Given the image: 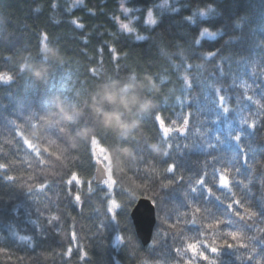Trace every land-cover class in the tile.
Here are the masks:
<instances>
[{
  "label": "trees",
  "instance_id": "obj_1",
  "mask_svg": "<svg viewBox=\"0 0 264 264\" xmlns=\"http://www.w3.org/2000/svg\"><path fill=\"white\" fill-rule=\"evenodd\" d=\"M157 4L132 0L129 7L154 9L157 23L145 26V12H137L141 20L128 33L120 28L119 0H0V264H264V222L248 219L236 205L245 220L225 216L214 198L208 205L191 193L201 172L215 169L217 183L222 173L233 182L243 179L249 187L235 184L236 198L264 212V0ZM202 27L219 35L193 45ZM45 45L59 50V61L41 51ZM109 87L156 102L149 114L134 108L126 115L142 121L126 138L106 129L94 112L95 97ZM218 95L230 97L229 113ZM72 106L80 115L69 122L60 108ZM152 142L172 147L162 156L149 150ZM209 142L217 147L208 150ZM97 150L108 157L103 165L111 187L95 185ZM171 164L176 168L168 172ZM141 198L157 211L147 247L131 219ZM229 219L235 227L225 226ZM229 231L238 238L225 236Z\"/></svg>",
  "mask_w": 264,
  "mask_h": 264
},
{
  "label": "snow or ice",
  "instance_id": "obj_2",
  "mask_svg": "<svg viewBox=\"0 0 264 264\" xmlns=\"http://www.w3.org/2000/svg\"><path fill=\"white\" fill-rule=\"evenodd\" d=\"M82 2H83V0H76V3H82ZM119 3H120V8H121L122 12L126 16L130 17L129 23L120 22V28L122 30H124L128 33H133L135 31V29L133 27H131L130 25L133 22H139L141 20L140 16L135 15V13L141 12V11L146 13V15L143 18V23L145 26L154 27L156 25L157 20L154 19L153 9H138L135 6L129 7L128 5H130L132 3V0H119ZM162 3H163V5H168L169 0H162ZM53 7L55 8L56 5L53 4ZM74 7H75V4H71L65 10L70 14L73 11ZM157 7H158V5H154V8H157ZM36 11H39V8H37ZM201 14L202 15L204 14L203 11L201 12ZM186 19L191 23H195V20L192 16H188V17H186ZM70 23L74 24L78 28H83V24H80L75 19L71 20ZM218 35H219V31H213L209 27H202L198 36L193 39V45H200L202 40L205 38L214 40ZM44 39L45 40L47 39L46 35L44 36ZM136 39L137 40H143V39H145V37L137 35ZM217 54H218V52H212V53H210V57L217 55ZM220 72H221V74H224V69H223L222 64L220 65ZM11 79H12L11 76L7 77L8 82H10ZM188 87H191V84H188ZM256 87L260 88L261 85L256 84ZM220 91H221V89H217L218 93ZM245 98L248 101H252V99H253L252 96H247V95L245 96ZM229 99H230V97H226L225 95H218L219 106L222 108V111L224 113H229V108L225 106L229 102ZM237 102H239V101H237ZM256 103L259 104V101H256ZM157 120H159V117H157ZM243 123L247 124L248 122L245 120V121H243ZM184 124L185 125L188 124L187 119L184 120ZM256 126L257 125L255 124V122H253L251 125V127L253 129H255ZM261 126H264V125H261ZM164 135L167 136V130H165ZM228 136H229V138L233 139L237 143H240L242 141V135L240 133L233 135V133L231 131H229ZM215 140L219 141L220 143H223V141L220 140L219 135H217L215 137ZM29 147H32V146L29 145ZM167 147L171 148L172 145L168 144ZM176 147H177V149H179L180 146L177 145ZM184 147L187 148L188 145H184ZM206 147L208 150H211V149L217 147V145L215 143L209 142V143H207ZM167 155H168V153H167ZM212 159L217 160V157H212ZM241 159L244 161L245 164H247L248 149L246 148V146L241 147ZM233 160H235V157H233ZM0 167H2V166H0ZM175 168H176V165L171 164L167 168V171L173 172L175 170ZM235 171L237 173H240L241 169L239 167H236ZM0 179H2V178H0ZM11 179L12 178L9 177L10 181H11ZM104 182L107 183V181H104ZM69 183H71V181H69ZM235 184H240L244 188L249 187L247 184H245L243 179H240V180L233 182V181H230L228 176L223 174V173L219 175V182L217 183V175H216L215 169L211 173H209L207 171H202L200 176L195 181L196 186L191 188V193L198 199L202 198L203 202L208 204V205H211L212 198H214L216 202L220 203L223 206L222 210H221V214H223L225 216L231 215L233 217H239L241 221L245 220V216H242L241 212L239 210H233V205H236L237 209L244 208L245 213L248 214L247 215L248 219L258 217L261 222H264V212L252 211L251 206L245 208L244 202L241 199L236 198V192L233 191ZM213 188H216L217 191H219L220 189H225L227 191V193L230 195H226L222 199V197L217 194V191H213ZM75 199H76V201H79L80 196L76 195ZM16 211L18 212V210H16ZM109 211H111V209H109ZM196 211L199 212L200 208H196ZM205 211L210 212V208H205ZM220 223H222V221L217 220V224H220ZM223 223L225 224L226 227H229V226L235 227V224H234L232 219L223 221ZM101 226L103 227V225H101ZM225 236H229L232 238V240H236L238 238V233L234 232V231H229V232L225 233ZM22 238L31 239L30 237H22ZM118 239H120V238L118 237ZM224 244L230 249L234 247L233 244L228 243L227 239L224 240ZM262 244H264V242H262ZM189 248H191L193 252L196 251L194 245H189ZM175 251L177 253L181 252L180 249H176ZM217 251H218V249L216 247H211V252L216 253ZM261 251H264V247H262ZM199 256L202 257L204 260L209 259V257L207 255H205L203 251L199 252ZM249 259L251 260V259H253V257H249ZM211 264H215V262L213 261V262H211Z\"/></svg>",
  "mask_w": 264,
  "mask_h": 264
},
{
  "label": "clouds",
  "instance_id": "obj_3",
  "mask_svg": "<svg viewBox=\"0 0 264 264\" xmlns=\"http://www.w3.org/2000/svg\"><path fill=\"white\" fill-rule=\"evenodd\" d=\"M41 51L56 61H59L62 55L57 48L47 45H45ZM21 70H25L24 65H21ZM35 75L40 76L41 72L36 71ZM151 86L154 89L158 88L155 81L151 82ZM121 91H127V86L121 89ZM106 105L110 107H106ZM155 106L156 102L152 97L143 98L139 95L127 97L109 87L107 91L101 89L98 92L94 100L93 109L96 116L99 117L106 129L112 130L113 132L126 138L128 134L132 133L134 129L140 127L142 123L139 118L126 119V115L131 116L134 108L140 115L149 114ZM60 111L65 120L69 122L72 121L74 117L80 115V112L75 108V106H72L71 108H60ZM84 131L86 130L82 129L79 134H82ZM148 148L155 154L167 156V147L162 145L160 142H152L148 145ZM129 150L134 152V150Z\"/></svg>",
  "mask_w": 264,
  "mask_h": 264
},
{
  "label": "water",
  "instance_id": "obj_4",
  "mask_svg": "<svg viewBox=\"0 0 264 264\" xmlns=\"http://www.w3.org/2000/svg\"><path fill=\"white\" fill-rule=\"evenodd\" d=\"M108 176L105 166L102 163L98 164L95 172V185L102 186ZM131 219L137 238L144 247L149 246L157 225V211L153 201L148 198L139 199L131 212Z\"/></svg>",
  "mask_w": 264,
  "mask_h": 264
},
{
  "label": "rangeland",
  "instance_id": "obj_5",
  "mask_svg": "<svg viewBox=\"0 0 264 264\" xmlns=\"http://www.w3.org/2000/svg\"><path fill=\"white\" fill-rule=\"evenodd\" d=\"M76 2V0H74ZM177 0H169V4L168 5H163L162 3V0H158V9H164V8H167V6H169L170 4H173V3H176ZM153 12H154V19H156V11L153 9ZM123 18L121 19V22L123 23H129V19L130 17L129 16H126L123 12ZM136 15V13H135ZM146 15V13H145ZM131 27H133V23L130 25ZM95 157H96V160L98 161V163H102V164H105L108 162V157L106 156V154L103 152V151H96V154H95ZM111 179H107V185L109 187L112 186V182L110 181Z\"/></svg>",
  "mask_w": 264,
  "mask_h": 264
}]
</instances>
